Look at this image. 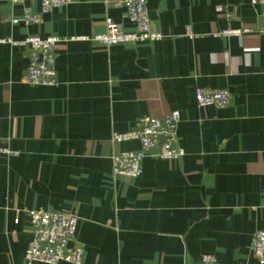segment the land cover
Returning <instances> with one entry per match:
<instances>
[{
	"label": "crops",
	"instance_id": "crops-1",
	"mask_svg": "<svg viewBox=\"0 0 264 264\" xmlns=\"http://www.w3.org/2000/svg\"><path fill=\"white\" fill-rule=\"evenodd\" d=\"M145 2L161 38L105 46L91 38L107 17L136 30L119 0H71L36 24L13 23L24 4L0 0V145L18 152L0 154V264H25L29 209L77 217L80 264H193L204 253L261 264L250 246L264 230V0ZM31 35L59 39L55 85L26 80ZM201 87L228 89L230 102L197 106ZM170 110L184 154L146 156L140 176L114 177L112 156L140 145L113 133Z\"/></svg>",
	"mask_w": 264,
	"mask_h": 264
},
{
	"label": "built area",
	"instance_id": "built-area-1",
	"mask_svg": "<svg viewBox=\"0 0 264 264\" xmlns=\"http://www.w3.org/2000/svg\"><path fill=\"white\" fill-rule=\"evenodd\" d=\"M24 4L21 18H13L12 22L23 21L25 24L39 23L41 13L61 7L71 0H38L41 11L34 12L28 2L33 0H10ZM126 11L130 22L136 26L133 32H126L110 17L105 19V31L91 38L94 42L105 46L123 43L154 41L161 38L159 33L150 28V19L145 0H119ZM264 16V12H263ZM264 33V28L262 30ZM238 30H225L222 35L237 34ZM86 38V37H82ZM59 39L55 36H28L22 41L31 49L26 80L35 85H55L57 83L54 49ZM230 91L226 88H197L194 94L199 107L208 105L225 106L230 102ZM181 120L178 110H170L160 116L150 115L137 119L133 129L125 132H114L115 142L137 140L140 148L112 156V175L124 179L138 177L142 174L141 161L146 156L163 159H175L184 154L176 145V131ZM0 154L17 155L18 152L0 145ZM264 205V193L262 198ZM32 226V238L25 250V264H56L65 261L69 264H80L84 250L73 242L77 217L63 211L29 209L27 211ZM261 264H264V230L255 232L251 246ZM193 264H224L211 253L202 254Z\"/></svg>",
	"mask_w": 264,
	"mask_h": 264
}]
</instances>
